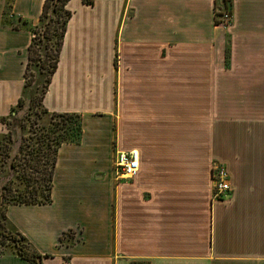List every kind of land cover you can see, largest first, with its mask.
Returning <instances> with one entry per match:
<instances>
[{
	"label": "crops",
	"instance_id": "crops-1",
	"mask_svg": "<svg viewBox=\"0 0 264 264\" xmlns=\"http://www.w3.org/2000/svg\"><path fill=\"white\" fill-rule=\"evenodd\" d=\"M92 1L68 3L44 97L84 116V138L60 148L52 201L9 205V228L44 264H264V0ZM44 2L0 0V118L22 95ZM115 150L138 153L132 180L114 181ZM0 264L32 263L12 251Z\"/></svg>",
	"mask_w": 264,
	"mask_h": 264
},
{
	"label": "rangeland",
	"instance_id": "rangeland-1",
	"mask_svg": "<svg viewBox=\"0 0 264 264\" xmlns=\"http://www.w3.org/2000/svg\"><path fill=\"white\" fill-rule=\"evenodd\" d=\"M220 14V12L216 14L217 21L220 18L218 17ZM58 17V13L52 12L50 14V17L46 19L45 22H40L37 26H34L32 28V41L34 40V38H36L34 51L37 53V55H35L36 53H32V56L36 58V60L33 59L30 62V66L27 67L29 62L28 55V61L26 63L25 72L23 75L24 87L22 95L20 96V99H22L23 101V106L20 107L18 105L20 101L19 99L16 105V111L13 112L11 116V113L8 116H5L8 117L6 122L7 124H4L5 133L0 135V198L2 200L0 202V206L6 204L4 195L5 193L7 195L10 194L8 191V188L10 186H12L13 188L12 194L16 195H19L21 192L25 194L32 189V187H28V175L26 174H30V167L33 164H36L38 159L41 161L43 169L42 176L47 173V171L45 170L48 167L47 155L49 154L50 157L53 156L50 153L51 151L46 150V145H44V143L46 142L45 140H47L46 136L62 133L64 132V130L61 128H65L67 126H78L77 117H63L59 115L61 113H54L49 111L44 105V95L46 93V90H48V81L51 78L50 70L54 62L53 53L56 48V39H48V35H46V37H44V35L50 19L53 18V20L55 19L56 21V18ZM55 26L56 24L53 23L52 30L48 32L49 34L54 31ZM18 27L19 26H17L16 28ZM121 108L125 109L122 110L121 113L119 109H116L114 111V127L117 130L118 127L121 129V136L123 135V139L124 141H126V104L122 103ZM262 108L264 111V105L262 106ZM79 115L81 116L83 121V129L80 139H78L77 141L73 140L69 143H65L62 146L68 144H80L82 142L85 135L86 124L84 116L82 114ZM118 116L120 118V121H117ZM89 127H91V124L89 125ZM22 146H24L25 150H22ZM38 148L42 149V152H39L40 150H38ZM59 152L57 157V164L59 161ZM119 153H121V151L115 150L112 176L115 182L121 183L132 179L123 180L118 177L117 162L119 159ZM37 154L40 155L37 156ZM16 160L20 164L15 169H12L11 165ZM222 172L228 174V179L230 177L228 170L225 167H216L214 169L216 189L217 180L220 178L219 176ZM34 175L39 176V173H34ZM36 181L38 180L36 179ZM15 236L17 235L13 230L9 228L6 222V218L0 216V253H9L16 250V242L14 240Z\"/></svg>",
	"mask_w": 264,
	"mask_h": 264
},
{
	"label": "trees",
	"instance_id": "trees-1",
	"mask_svg": "<svg viewBox=\"0 0 264 264\" xmlns=\"http://www.w3.org/2000/svg\"><path fill=\"white\" fill-rule=\"evenodd\" d=\"M70 0H45L44 6H43V12L40 16V22L43 23L50 17V14L52 12L58 13V18L53 20V18L50 19L49 24L47 26V30L45 31L44 37L48 35V39H56L55 42V50H54V62L52 64V68L50 70L51 78L48 81V88L52 82L53 76L58 70L59 62H60V57L66 37V33L68 30V24L72 18V11L68 9V3ZM86 4H93L92 0H84ZM53 23L56 24L54 28V33H48L50 30H52ZM36 42V38L32 41L30 47H29V62L27 67L30 66V62L36 58L32 56V53H36L34 51V45ZM37 55V53L35 54ZM47 88V89H48ZM48 90H46L47 93ZM45 93V95H46ZM44 95V96H45ZM20 107L23 106V101L20 99L19 104ZM16 107H13L11 110L10 116L13 114V112L16 111ZM48 111V110H47ZM56 113V112H54ZM63 117H77L78 118V126L77 127H71L67 126L65 128H61L64 130L62 133H57L56 135H49L46 136L47 140L44 143L46 145V150L51 151V155L53 157H50L49 154L47 155L48 158V167L45 169L47 173L42 176L43 169L41 165V161L38 159L36 164H33L31 168L30 174L28 175V187H32L31 190H29L27 193H21L19 195L12 194L13 188L10 186L8 188V191L10 194L4 195L5 200H6V206L2 205L0 206V216L6 218V211L8 209L7 206L9 205H16V204H47L52 201V190H53V185H54V174H55V169H56V164H57V157H58V152L61 146L65 143H69L71 141H77L80 139L82 135V118L79 114L77 113H61L59 114ZM7 119L8 117H3L0 119V122L3 124H7ZM80 119V120H79ZM22 150H25L24 146L21 147ZM40 150L39 152H42V149L38 148ZM38 152V153H39ZM40 154H37V156ZM21 158V157H20ZM19 158V162H20ZM22 159V158H21ZM52 162H51V161ZM17 160L14 161L11 165L12 169H15L18 167L20 164ZM51 162V163H50ZM29 165V163H28ZM34 173H39V176H35ZM36 179L38 181H36ZM40 180V181H39ZM36 181V182H35ZM18 191V190H16ZM0 198V202H1ZM4 211V212H3ZM17 236H15V242H16V250L15 252L20 255L22 258L30 261L32 264H44L43 258L44 256L40 254L38 251H36L30 243L26 240V237L23 236L21 233L15 232Z\"/></svg>",
	"mask_w": 264,
	"mask_h": 264
},
{
	"label": "built area",
	"instance_id": "built-area-1",
	"mask_svg": "<svg viewBox=\"0 0 264 264\" xmlns=\"http://www.w3.org/2000/svg\"><path fill=\"white\" fill-rule=\"evenodd\" d=\"M218 17V24L222 26H230L233 21V15L230 11L221 13ZM140 171V161L135 151L119 153L117 162V174L121 179H133ZM220 178L217 180V193L218 195H225L230 191V184L228 174L225 172L220 173Z\"/></svg>",
	"mask_w": 264,
	"mask_h": 264
},
{
	"label": "bare ground",
	"instance_id": "bare-ground-1",
	"mask_svg": "<svg viewBox=\"0 0 264 264\" xmlns=\"http://www.w3.org/2000/svg\"><path fill=\"white\" fill-rule=\"evenodd\" d=\"M136 152V151H135ZM137 153V152H136ZM137 155H138V153H137ZM138 159H139V155H138Z\"/></svg>",
	"mask_w": 264,
	"mask_h": 264
}]
</instances>
